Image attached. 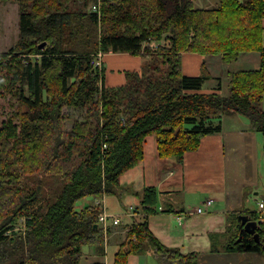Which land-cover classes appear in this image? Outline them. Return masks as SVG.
Listing matches in <instances>:
<instances>
[{"label": "trees", "instance_id": "16d2710c", "mask_svg": "<svg viewBox=\"0 0 264 264\" xmlns=\"http://www.w3.org/2000/svg\"><path fill=\"white\" fill-rule=\"evenodd\" d=\"M17 1L19 39L0 54V94L22 83L19 133L4 136L6 127L0 130V264H81L84 246L103 256L102 208L77 211L76 204L88 196L120 197V177L144 159L150 135L159 157L177 162L198 151L204 136L221 132L226 115L249 118L264 136V0H218L208 10L197 8L195 0H102L96 12L89 9L96 0ZM165 39L169 45L150 47ZM110 52L150 59L141 72L126 73L124 86L106 88L103 70L91 63ZM187 52L222 56L225 63L257 52L260 68L231 74L227 96L202 93L211 78L207 71L183 74ZM66 106L88 109L90 121L64 131ZM141 199L144 218L133 222L115 264L150 250L158 264H197V254L169 249L150 231L158 190L146 187ZM238 216L233 219L239 232L225 251L264 254V227L257 240ZM22 218L25 229L17 230ZM211 239L214 245L217 235Z\"/></svg>", "mask_w": 264, "mask_h": 264}, {"label": "crops", "instance_id": "0c3cea01", "mask_svg": "<svg viewBox=\"0 0 264 264\" xmlns=\"http://www.w3.org/2000/svg\"><path fill=\"white\" fill-rule=\"evenodd\" d=\"M194 3L199 9L218 7L217 0H195ZM149 59L143 54H103L104 87L124 86L126 73L141 72ZM259 68L260 53L257 52L241 54L231 63H225L222 56L205 57L189 52L182 55L185 76L196 77L208 72L211 79L204 84L202 93L218 91L227 96L222 83L224 72L228 84L234 72ZM219 84L221 89L217 90ZM263 146L262 132L251 128L249 118L234 114L223 116L221 132L204 136L199 150L187 152L181 162L160 158L155 135L146 137L144 159L120 177V197L88 196L76 204L77 211L100 206L101 213L104 210L109 215L107 227L99 224L106 233L104 255L98 256L92 247L84 246L81 264H115L133 222L144 218L141 197L146 187H155L159 192L158 212L149 218V229L165 247L178 249L184 255L197 254V264H264L262 253L225 251L239 232L233 216L255 212L247 207L251 195L259 203L262 201ZM208 200H214V205L207 213H193ZM114 220L119 223L114 224ZM212 234L217 235L214 245ZM213 246L219 251L214 253ZM127 264L158 263L150 250L146 254L130 255Z\"/></svg>", "mask_w": 264, "mask_h": 264}, {"label": "rangeland", "instance_id": "374dc122", "mask_svg": "<svg viewBox=\"0 0 264 264\" xmlns=\"http://www.w3.org/2000/svg\"><path fill=\"white\" fill-rule=\"evenodd\" d=\"M213 1L215 0H212V2ZM217 2L219 3L218 0ZM90 6H91V3L89 4V9H90ZM19 18H20L19 3L17 0L1 1L0 3V54L7 53L8 51H10V49H12L17 44L18 39H19V32H20ZM68 40L69 38H64V41H68ZM155 44H156L155 46V49H156L158 45L160 46L169 45V42L166 41L165 39L159 43L155 42ZM29 59L34 60L35 58H29ZM27 62H28L27 60H24L23 64L26 65ZM222 83L224 85L225 95H227L228 90H229V83L227 84L226 72H224V79ZM21 88H22V83L20 81H17L13 85L9 84L6 88H3V92H1L3 94H0V130L6 127L5 128L6 134L4 136H13V135L17 136L19 133L20 119L19 117L15 115L18 112V105H19L18 99L20 97L19 95H20ZM23 89L26 92L25 94L28 96L27 86L24 85ZM261 109L263 110L264 107H262ZM63 115H64L63 121H62L64 125L63 130L66 132H69L73 129L75 122L83 123L90 119L89 114H88V109H81L77 107H70V106L64 107ZM91 124H92L91 126L92 130H94L96 127V124H94L93 122H91ZM10 125L15 128L11 129ZM11 133L13 135H11ZM10 141L13 142L14 139ZM3 144H4L3 141L0 140V145H3ZM254 197H255L254 195H251L249 203H247L248 205L247 207L256 212L259 210V201L255 200L257 198H254ZM24 223H25V218L20 219L16 225V229L24 230L25 229ZM256 233H257V230H256Z\"/></svg>", "mask_w": 264, "mask_h": 264}, {"label": "built area", "instance_id": "2783aa9c", "mask_svg": "<svg viewBox=\"0 0 264 264\" xmlns=\"http://www.w3.org/2000/svg\"><path fill=\"white\" fill-rule=\"evenodd\" d=\"M102 0H96L95 3L91 4L90 9L92 12L99 11L100 5H101ZM156 44L155 42H152L150 44V47L155 48ZM102 53H99L96 58L93 59L91 65L94 67V69H99V71L102 70ZM214 205V200H208L206 203H204L201 207L195 209L193 213L197 214H205L209 209H211ZM258 214L260 215L259 219L256 222V230H262L264 227V203L261 201L259 203V211H257ZM108 218L109 215L103 212L99 216V224H102L104 227H107L108 225ZM181 219V218H180ZM119 220H114V224H118Z\"/></svg>", "mask_w": 264, "mask_h": 264}, {"label": "water", "instance_id": "95a60500", "mask_svg": "<svg viewBox=\"0 0 264 264\" xmlns=\"http://www.w3.org/2000/svg\"><path fill=\"white\" fill-rule=\"evenodd\" d=\"M45 44L41 45L40 47H44ZM239 222L243 225V230L248 232L249 234H252L255 239L259 240V234L256 233V222L251 220L249 216L247 215H240L238 217ZM241 238L237 242H239Z\"/></svg>", "mask_w": 264, "mask_h": 264}]
</instances>
